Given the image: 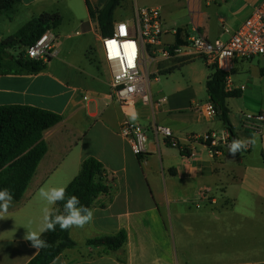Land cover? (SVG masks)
Segmentation results:
<instances>
[{"label":"crops","instance_id":"0c3cea01","mask_svg":"<svg viewBox=\"0 0 264 264\" xmlns=\"http://www.w3.org/2000/svg\"><path fill=\"white\" fill-rule=\"evenodd\" d=\"M107 1L22 0L16 8L13 19L23 14L30 22L50 13L60 15L62 22L54 29L53 53L43 71L0 73V106L37 107L58 113L63 119L44 132L47 154L23 199L13 200L8 216L0 219V264H28L37 256L39 250L25 236L28 230H39L43 210L48 207L39 198V190L67 188L88 158L101 162L114 179L112 198L109 201L106 196L99 197L93 206V221L83 228H71L76 245L59 256L56 264H180L163 208L168 215L180 217L183 214L177 207L183 205L197 209L192 216L199 215L203 221L191 228L194 237L201 232L204 240L210 236L212 240L232 238L239 245L232 253V262H237L233 264L264 263V128L256 134L241 124L243 114L264 112V56L235 61L230 79L233 90L241 95L227 101L235 136H255L257 144L235 157L228 147L214 156L204 143H190V137L211 132L231 135L218 116L208 119L192 107L194 102L210 101L206 83L213 67L200 57L163 61L158 68L159 81L153 80L150 85L151 102L121 106L113 97L99 25L89 16L87 5L98 10ZM263 3L264 0H131V14L124 19L132 20L141 8H158L167 31L163 39L169 37V42L164 43H185L194 27L212 42H228ZM133 113L138 117L134 121ZM126 119L147 131L146 154L142 157L133 153L130 141L120 133ZM154 125L172 129L180 146L191 155L185 156L162 138L157 139ZM207 188L216 204L205 206L216 207L223 201L236 208H222L218 215L197 208L200 191ZM173 206L174 212L170 209ZM190 211L191 208L185 215L191 216ZM207 215L213 220H207ZM234 215L241 220L226 217ZM121 231L127 234L126 246L113 254H105L102 247L86 246L88 240Z\"/></svg>","mask_w":264,"mask_h":264},{"label":"trees","instance_id":"16d2710c","mask_svg":"<svg viewBox=\"0 0 264 264\" xmlns=\"http://www.w3.org/2000/svg\"><path fill=\"white\" fill-rule=\"evenodd\" d=\"M22 0H0V16L7 15L10 20L14 18L17 6ZM124 0H108L98 10L93 9L89 3L91 18L96 20L101 35H113L115 13ZM62 22L58 14L44 13L38 18L19 29L12 36L0 41V73H26L37 74L47 65L44 61L30 59L26 49L35 43L47 30L57 28ZM180 31H177V36ZM177 45H180L177 40ZM12 49H20L18 56H9ZM206 86L210 102L216 109L221 108L218 117L230 131L231 141L238 139L233 133L230 123V108L228 99L239 98L240 91H227V75L217 68L212 69ZM60 114L26 105L0 106V188H9L14 196V201L20 202L24 192L28 189L41 160L48 152V146L43 140L45 131L56 126L62 121ZM185 156H190V151L180 150ZM114 179H110L101 162L95 158L86 159L78 175L68 185L67 195H76L81 205L93 209L95 202L101 196H106L109 201L114 190ZM103 204L102 207H105ZM63 211V202L55 205ZM71 229L45 232L42 239L51 246L39 250V253L28 264H51L54 259L61 256L67 249L74 248L76 243L70 235ZM127 234L121 231L116 235L102 236L88 240L86 246L102 247L107 255L113 254L126 246Z\"/></svg>","mask_w":264,"mask_h":264},{"label":"built area","instance_id":"2783aa9c","mask_svg":"<svg viewBox=\"0 0 264 264\" xmlns=\"http://www.w3.org/2000/svg\"><path fill=\"white\" fill-rule=\"evenodd\" d=\"M158 8L138 9L132 20L114 23L113 35L99 38L104 61L111 74L113 97L123 107L134 105L137 101L143 104L151 102V82L159 81L161 70L159 64L173 57H184L188 60H206L210 67L217 68L227 75L226 90L234 91L230 72L236 60H250L255 56H264V3L257 8L228 42H212L193 28V35L185 43L170 45L164 43L167 33L164 21ZM56 36L54 29L47 30L34 44L26 49L30 59L46 61L53 53ZM244 89V88H243ZM192 107L208 119L218 116L212 102H194ZM243 129L261 134L264 128V112L245 113L241 121ZM153 133L162 138L168 145L179 150L180 146L172 129L154 125ZM147 131L129 119L122 123L121 135L130 141L133 153L142 157L146 154L145 142ZM201 142L214 155L222 153V149L231 143L230 135L216 132L190 137V143ZM249 148L246 150L248 151ZM244 151V152H246ZM111 179V177H109ZM216 199L211 189H202L195 206L215 205ZM253 264V263H244ZM264 264V263H260Z\"/></svg>","mask_w":264,"mask_h":264},{"label":"rangeland","instance_id":"374dc122","mask_svg":"<svg viewBox=\"0 0 264 264\" xmlns=\"http://www.w3.org/2000/svg\"><path fill=\"white\" fill-rule=\"evenodd\" d=\"M131 0H126L122 7H120L116 12V22L125 20L124 17L130 16L131 7L129 6ZM30 20L25 15L21 14L18 18L10 21L7 15H3L0 17V38H8L19 29H21L25 24ZM169 42V37L164 39ZM20 49H12L9 52L10 56H18L20 53ZM237 99V98H235ZM221 201V200H220ZM179 212L183 215L180 217L174 215H168L166 207L163 208L164 216L169 228V234L172 242V246L174 249V253L180 264H233L237 262H232L231 259L235 255L232 254L233 251H236L239 245L236 242L232 241V238H225L220 240L218 237L212 240V236L208 239L203 238L202 233H199V237H194L193 233H191V228L195 229L196 225L202 223L199 215H196L195 218L192 216V211L195 212L197 209L192 206H178ZM191 208V216L185 215L188 212V209ZM224 209H234L236 208L232 203H226L221 201V203L216 207L204 206L202 207V211H208L207 213H211V211H215V214L218 215V210ZM173 212L175 207L170 208ZM217 210V212H216ZM205 218L211 219V216H204ZM229 219H239L241 217H236L234 215L229 217ZM213 220V218L211 219ZM215 222V221H214ZM214 222H208L207 224H215ZM217 224V223H216ZM199 228V227H198ZM252 261V260H250Z\"/></svg>","mask_w":264,"mask_h":264},{"label":"clouds","instance_id":"9594fccd","mask_svg":"<svg viewBox=\"0 0 264 264\" xmlns=\"http://www.w3.org/2000/svg\"><path fill=\"white\" fill-rule=\"evenodd\" d=\"M131 118L133 121L136 120L138 118L137 114L133 113ZM256 144L257 138L254 136L252 138L233 139L227 147L230 155L235 157L237 154L246 151L250 145L255 146ZM38 196L46 202L48 207L43 210L39 230H28L25 236V239L30 241L32 247L37 251L51 246L46 240L42 239L45 232H54L57 226L61 231H67L73 227L83 228L94 219L93 209L81 205L76 195L68 196L66 186L42 187L38 192ZM13 199V193L9 188H0V219L8 216ZM60 202H63V211L52 207ZM53 264H56V259L53 260Z\"/></svg>","mask_w":264,"mask_h":264},{"label":"water","instance_id":"95a60500","mask_svg":"<svg viewBox=\"0 0 264 264\" xmlns=\"http://www.w3.org/2000/svg\"><path fill=\"white\" fill-rule=\"evenodd\" d=\"M217 112H218L219 115L222 113V110H221L220 107H218Z\"/></svg>","mask_w":264,"mask_h":264}]
</instances>
